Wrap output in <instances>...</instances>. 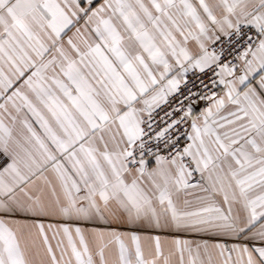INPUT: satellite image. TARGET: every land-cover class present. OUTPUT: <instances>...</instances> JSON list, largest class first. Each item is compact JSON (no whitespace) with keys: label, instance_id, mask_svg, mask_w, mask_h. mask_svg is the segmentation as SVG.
Masks as SVG:
<instances>
[{"label":"snow or ice","instance_id":"snow-or-ice-1","mask_svg":"<svg viewBox=\"0 0 264 264\" xmlns=\"http://www.w3.org/2000/svg\"><path fill=\"white\" fill-rule=\"evenodd\" d=\"M0 264H264V0H0Z\"/></svg>","mask_w":264,"mask_h":264}]
</instances>
